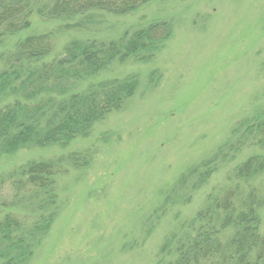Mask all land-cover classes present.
<instances>
[{
    "label": "rangeland",
    "instance_id": "obj_1",
    "mask_svg": "<svg viewBox=\"0 0 264 264\" xmlns=\"http://www.w3.org/2000/svg\"><path fill=\"white\" fill-rule=\"evenodd\" d=\"M83 10L46 20L28 14L25 29L9 34L3 28L0 70L9 92L1 95L0 106L18 104L22 87L37 81L29 85L25 78L37 68L35 55L25 56L23 69L21 59L11 57L19 40L47 37L49 52L42 61H48L74 39L119 42L125 32L149 26L152 34L169 33L146 62L129 56L93 78L135 75L136 89L86 137L64 148H18L0 155V219L13 214L28 231L25 240L33 242L21 264L171 263L177 258L174 235L190 230L198 214L207 227L201 231L219 226L215 211L208 216L210 197L234 186L239 190L229 200L235 213L256 201L258 232L264 234V170L231 177L248 158H264L256 129L264 117V0H146L126 14ZM68 76L48 81V87L59 83L71 97L87 86ZM69 154L78 155L77 162L64 163L57 173L54 214L36 232L33 223L47 213L37 205L42 196L11 185L15 175H10L29 161ZM210 161L215 164L209 170L184 180L190 168ZM231 231L219 229V239L226 242ZM206 260L201 264H210Z\"/></svg>",
    "mask_w": 264,
    "mask_h": 264
},
{
    "label": "trees",
    "instance_id": "obj_2",
    "mask_svg": "<svg viewBox=\"0 0 264 264\" xmlns=\"http://www.w3.org/2000/svg\"><path fill=\"white\" fill-rule=\"evenodd\" d=\"M146 0H0V37L3 28L9 34L15 33L17 28L28 27V14L35 13L41 19L69 18L80 14L85 8L126 14ZM84 11V10H83ZM152 27L137 29L131 34L125 32L117 41L104 43L96 40L81 41L74 39L69 42L63 52L53 56L48 61H42L48 55V38H24L14 49L11 57L16 61L21 59L22 69L25 66V56L35 55L31 61L38 62L35 71H26L28 84L36 77L37 81L27 88L23 86L19 91L20 102L7 107L0 106V155L12 154L18 148L50 147L64 148L77 138H84L90 128L104 114L111 110H118L130 98L136 89V78L122 76L109 78L103 82H94L93 78L110 68L114 62L124 64L127 57L143 62L151 59L159 43L168 36L169 32L150 33ZM40 55V57L38 56ZM42 57V58H41ZM149 60V59H148ZM146 62V61H144ZM19 63V62H18ZM29 64V63H28ZM19 65V64H18ZM19 67L14 66L12 74H17ZM35 73V76H32ZM16 74H14L16 76ZM21 74V73H20ZM70 75V76H68ZM68 76L69 79L86 80L87 86L77 90L71 97L64 96L62 87L58 85L49 88L50 80ZM0 98L8 93V79L5 70H0ZM39 78V79H38ZM91 81V82H90ZM8 83V84H7ZM45 86H44V85ZM9 95V94H8ZM260 130L258 143H264V117L259 119L256 129ZM216 152L213 161L219 156ZM78 155L69 154L64 159L29 161L24 167L13 173L11 185L24 187L33 192L32 197L41 195L38 206L46 208L47 213L39 216L33 223L34 230L40 232L48 227L54 214L55 179L64 163L74 166ZM264 158H248L232 171L233 179L244 177L246 172L263 171ZM69 162V163H68ZM212 161L190 168L184 180L199 176L200 170L212 165ZM184 187V186H182ZM234 186L219 197H210L208 216L218 214L219 226L210 230L205 223L190 222V230L174 235L177 245V258L167 264H189L207 259L210 264H264V234L258 232V218L254 206L256 201L247 203L246 209L235 213L229 198L238 191ZM254 193H252V197ZM42 204V205H40ZM214 209L210 212V208ZM253 206V207H252ZM230 228L229 239H219V229ZM28 231L20 229L18 220L8 213L0 219V263L21 264L32 253L33 242L26 241ZM193 234H192V233ZM226 244V245H225ZM193 258V259H192Z\"/></svg>",
    "mask_w": 264,
    "mask_h": 264
}]
</instances>
